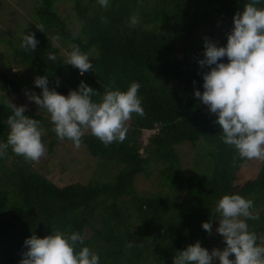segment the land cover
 Returning <instances> with one entry per match:
<instances>
[{"label":"trees","instance_id":"trees-1","mask_svg":"<svg viewBox=\"0 0 264 264\" xmlns=\"http://www.w3.org/2000/svg\"><path fill=\"white\" fill-rule=\"evenodd\" d=\"M34 2L29 26L13 37L4 31L0 36V44L9 45L7 51L22 67L14 73L4 61L0 68V140L6 141L10 131L8 104L20 96L19 106L23 87L35 86L36 76L47 75L50 89L59 81L56 90L64 95L83 80L98 92L97 101L108 87L125 90L138 81L144 115L132 114L123 142L106 146L85 133L76 147L58 139L51 120L36 109L25 112L51 137L48 155L64 158L56 166L70 170L81 158L95 164L87 184L60 186L9 146L0 157V264H19L24 240L53 229L79 232L99 254L100 264H173L176 251L197 240L207 249L221 241L214 236L219 226L215 203L233 193L253 201L257 218L247 223L257 243H264V163L256 178L242 183L250 159L220 140L215 115L194 96L196 89L203 91L202 73L209 70L199 65L204 38L225 45L234 15L248 0H110L107 8L98 0H74L72 18L61 15L59 4L66 0ZM75 22L76 31L70 28ZM24 33H35V50L20 47ZM73 44L89 55L95 71L80 75L64 64L63 51ZM50 52L56 54L54 61ZM183 145L193 147L188 169ZM141 175L149 180L156 175L149 184L159 190L140 195L135 183ZM209 220L211 234L202 228Z\"/></svg>","mask_w":264,"mask_h":264},{"label":"clouds","instance_id":"clouds-1","mask_svg":"<svg viewBox=\"0 0 264 264\" xmlns=\"http://www.w3.org/2000/svg\"><path fill=\"white\" fill-rule=\"evenodd\" d=\"M107 8L110 0H98ZM264 0H248L243 11L233 17V27L227 33L225 45L218 46L212 39L204 38L201 68L203 91H194V96L215 115L214 123L220 131V140L233 146L244 159L264 160ZM136 22V17L131 18ZM44 32L42 24L36 25ZM39 40L35 33H24L20 47L25 51L35 50ZM66 51L65 65H71L84 75L95 71L87 53L78 45H70ZM227 58L224 62L222 58ZM50 60L56 54H48ZM34 84L42 89L41 94L26 92L28 98L50 115L53 131L58 139H69L79 147L86 131L91 132L104 145L123 142L128 128L126 122L132 114L144 115L141 84L130 82L122 90L119 87L105 89L99 101L93 97L97 91L81 81L77 89L67 95L49 88L47 75L36 76ZM11 114L7 117L10 131L7 140H0V157L9 148L26 160L38 161L46 152L42 136L45 130L40 121L25 114L27 106L10 103ZM145 132V131H143ZM145 139V137H144ZM146 140V139H145ZM143 148V146H142ZM253 201L233 193L224 194L215 203L219 226L215 229L223 237L225 247L211 252L197 240L185 249L176 251L173 264H264V243H257L255 232L249 230L248 219H256L252 212ZM210 234L212 221L202 223ZM79 232L70 233L53 229L44 237L35 232L24 240L26 251L19 264H100L97 252L83 243ZM234 258H230L233 257Z\"/></svg>","mask_w":264,"mask_h":264},{"label":"rangeland","instance_id":"rangeland-1","mask_svg":"<svg viewBox=\"0 0 264 264\" xmlns=\"http://www.w3.org/2000/svg\"><path fill=\"white\" fill-rule=\"evenodd\" d=\"M34 6V0H0V36L3 34L4 31L7 37H13L15 36V33H17V30H21V27L23 28L29 26L30 21H32V9ZM73 6L74 0H66V2L60 3L59 9L61 15L64 18H72V16H74V13L72 12ZM70 28L76 31L78 28L77 23L75 22L73 25L71 24ZM207 30L208 29L203 30L202 33H205ZM58 42L59 41H57V43ZM8 49V44H0V68H4L3 64L5 61L7 65L12 67V72L19 73L22 67L19 66L16 61L12 58L10 52L7 51ZM63 53L65 54L66 50H64ZM29 74L30 76H34L33 72H29ZM29 74L27 78H29ZM31 91H34L38 95L42 93V89L36 85L24 86V94L22 96L24 98L21 100L19 105H26V111H31L32 108L36 109L35 112L37 114L44 116L46 120H49L47 122H50V115L46 111L40 110L39 106L33 101H31L28 98V95H26V92ZM15 98L18 100L20 96H17ZM17 100L12 99L11 101L15 104ZM85 133L89 134L91 132L89 130ZM43 136L46 137L43 140L46 147V152L38 161L33 162L35 168L38 169V171L44 173L46 176H48L49 179L56 182L60 186L72 184L74 182H82L84 184H87L89 180H91L92 169L95 163H93L92 161L84 162L87 159L81 158L80 156L79 159H82V163H76V165H73L72 167L70 166V170H65L64 168L56 166L55 163L57 161H63L64 158L60 157L59 160H55L52 158L51 154L48 155V144L51 140V137L48 136L46 130ZM192 148L193 147L191 145H183L181 147V149L183 150L182 153H184L183 165L185 169L190 168L191 162L193 161ZM263 163L264 160L250 159L249 162L246 163L242 169V177L239 178L240 181L242 183H246L250 179L256 178ZM156 177V175H153L151 180L147 179L143 175L137 177L135 184L136 189L139 191L140 195L146 194L151 190H159V187L153 186V184H149L152 180L153 182H155ZM214 236L221 239V241H218L214 248L222 249L223 237L219 233H216V231L214 232ZM214 248L208 249L209 252H211ZM214 264H218V262H214Z\"/></svg>","mask_w":264,"mask_h":264}]
</instances>
